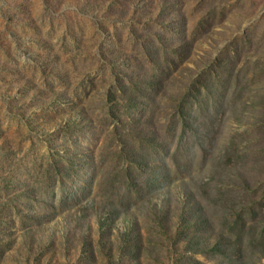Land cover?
Segmentation results:
<instances>
[{
  "label": "rangeland",
  "instance_id": "374dc122",
  "mask_svg": "<svg viewBox=\"0 0 264 264\" xmlns=\"http://www.w3.org/2000/svg\"><path fill=\"white\" fill-rule=\"evenodd\" d=\"M0 264H264V0H0Z\"/></svg>",
  "mask_w": 264,
  "mask_h": 264
},
{
  "label": "trees",
  "instance_id": "16d2710c",
  "mask_svg": "<svg viewBox=\"0 0 264 264\" xmlns=\"http://www.w3.org/2000/svg\"><path fill=\"white\" fill-rule=\"evenodd\" d=\"M156 82H158L159 83V81L157 80V78H156V81H155V83ZM151 100H152V97H151ZM151 100H150V104H151ZM144 104V102H141L140 104H138V101H134L133 103H132V105H133V107H138L139 105H143ZM156 137V134H151V137H149V138H145V140H147L148 139V142L151 140H154V138ZM143 140V139H142ZM145 140H143V141H145ZM143 141H141V142H143ZM133 148V147H132ZM138 151L140 150V149H137ZM139 153H141V151H139ZM135 155H137V154H135ZM139 161V160H138ZM138 161H136L135 160V162H138ZM68 169H70V168H68ZM73 169H72V167H71V169L70 170H68L65 174H66V177H69L70 176V172L72 171ZM63 177H65V175H63Z\"/></svg>",
  "mask_w": 264,
  "mask_h": 264
}]
</instances>
